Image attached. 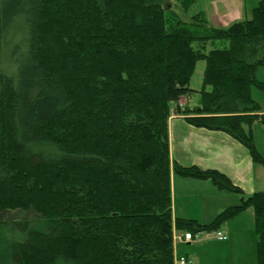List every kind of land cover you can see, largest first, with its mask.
<instances>
[{"label":"trees","instance_id":"obj_1","mask_svg":"<svg viewBox=\"0 0 264 264\" xmlns=\"http://www.w3.org/2000/svg\"><path fill=\"white\" fill-rule=\"evenodd\" d=\"M171 2L187 12L195 0H0V211L38 214L0 219V259L175 264V233L219 231L252 208L264 264V190L208 224L174 216L172 170L242 188L171 160L168 126L204 58L199 108L176 114L229 133L264 166L251 132L264 123L251 97L264 90V0L223 28Z\"/></svg>","mask_w":264,"mask_h":264},{"label":"crops","instance_id":"obj_2","mask_svg":"<svg viewBox=\"0 0 264 264\" xmlns=\"http://www.w3.org/2000/svg\"><path fill=\"white\" fill-rule=\"evenodd\" d=\"M228 3L225 4L228 7L225 11L229 10V13L234 11L239 13L240 9L246 8L237 0ZM257 3L252 8L245 9L246 15L252 13ZM222 4H224L223 0ZM238 18H241L240 15ZM260 70L264 75V64L259 65L256 71L259 80L264 81V77L259 75ZM168 126L171 160L185 166L218 168L242 188V193L223 190L209 179L182 176L172 170V207L175 217H188L208 223L219 211L238 205L243 198L264 190V171L260 173L245 146L233 136L221 130L214 131L191 125L185 114H172ZM175 142L178 150L175 149ZM242 161L247 171L242 166ZM235 173L240 174L244 179L239 180ZM219 231H222L225 238H219L217 232L215 239L206 237L211 233L204 236L202 234L205 232H199L190 241L174 240L176 260L185 256L189 260L187 264H257L258 239L252 208L243 210L223 223ZM213 242V247H206L203 252H197V247L207 246Z\"/></svg>","mask_w":264,"mask_h":264},{"label":"rangeland","instance_id":"obj_3","mask_svg":"<svg viewBox=\"0 0 264 264\" xmlns=\"http://www.w3.org/2000/svg\"><path fill=\"white\" fill-rule=\"evenodd\" d=\"M237 1H239L242 6H245L246 7L245 9H247V10L252 8V6H254L257 3V0H237ZM223 2H224V4H222V0H195L194 4L191 5L190 9L187 12L182 9L181 3L178 5L176 2H171V3H169V6L174 8L175 11H177L181 15V17L186 21L190 20L192 14L197 13L199 11H203L207 16V19H209L210 24H212L214 26L222 27V28L232 25L235 21H241V20H246L247 18H252L253 10H252V13H250L248 15H246L247 10H245L244 8L240 9L239 13L237 11H234L233 13H229V10L227 12L225 11L228 8L225 6V4H229L228 2H232V0H223ZM239 15L241 18H238ZM212 46L213 45H211V44L208 45L206 51H209L210 49H212ZM205 65H206V62H205L204 58H201L200 60L197 61L196 65H195L196 68H195V70L191 76V81H190V86H191L192 90L189 94L180 97L178 103H174V108L172 110V114L176 113V109H175L176 106H181V105L187 106L188 105L192 108L199 106L198 104H199V99H200V95H201L200 92L202 91V87H203L204 79H205L204 78L205 69H206ZM259 75L261 77H264L263 72L261 70H260ZM257 78L259 79L260 77H257ZM207 89L210 90L209 85H207ZM251 97L257 101V103L260 105V109L264 112V90L262 88H259L255 85H253L252 90H251ZM251 132L253 134L254 144L256 145L257 150L259 151V153L263 157L264 156V123H259V122L253 123L252 128H251ZM238 142H240V141H238ZM240 143L243 146H245L242 142H240ZM245 148L247 149L250 157L254 160V165L258 167V169L260 170V173L262 171H264V166L261 163L257 162L251 156L250 150L247 146H245ZM175 149L178 150L176 142H175ZM241 164L244 167L245 171H247L244 161H242ZM214 169H216V168H214ZM218 170H220V169H218ZM221 171L223 172V170H221ZM235 174H237L239 180L244 179V177L240 176V174H238V173H235ZM221 211H219V213ZM252 211H253V209H252ZM219 213L216 216H218ZM37 215L38 214L35 212H23V211L20 212V211H12V210L0 211V219H8V220L10 218H16V217H22V216H28L30 218H33V216H37ZM253 215H254V212H253ZM216 216H215V218H216ZM208 223H206V224H208ZM255 231H256V227H255ZM216 232L217 231H208L202 235L205 236V235L211 233V234L207 235L206 237L210 236L211 238L215 239ZM198 236L199 235H197V237ZM257 237H258V235L256 232V238ZM213 245H214V242L207 245V246L197 247V249H198L197 252L198 251L203 252L206 249V247L207 248L213 247ZM248 260H249V258L247 257V261ZM256 262L258 264L257 260H256ZM0 264H11V263L9 261L0 259Z\"/></svg>","mask_w":264,"mask_h":264},{"label":"built area","instance_id":"obj_4","mask_svg":"<svg viewBox=\"0 0 264 264\" xmlns=\"http://www.w3.org/2000/svg\"><path fill=\"white\" fill-rule=\"evenodd\" d=\"M217 236L220 238H225V235L222 233V231H217ZM193 239V235L191 232H185V233H175V240L180 241H190ZM189 262L188 258L185 256L180 257L175 261V264H187Z\"/></svg>","mask_w":264,"mask_h":264},{"label":"bare ground","instance_id":"obj_5","mask_svg":"<svg viewBox=\"0 0 264 264\" xmlns=\"http://www.w3.org/2000/svg\"><path fill=\"white\" fill-rule=\"evenodd\" d=\"M199 108V107H198Z\"/></svg>","mask_w":264,"mask_h":264},{"label":"water","instance_id":"obj_6","mask_svg":"<svg viewBox=\"0 0 264 264\" xmlns=\"http://www.w3.org/2000/svg\"><path fill=\"white\" fill-rule=\"evenodd\" d=\"M198 108V107H197Z\"/></svg>","mask_w":264,"mask_h":264}]
</instances>
